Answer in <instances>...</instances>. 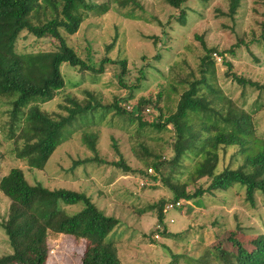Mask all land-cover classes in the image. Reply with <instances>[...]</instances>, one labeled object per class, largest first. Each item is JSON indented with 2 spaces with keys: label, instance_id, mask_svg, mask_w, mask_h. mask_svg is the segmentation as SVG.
I'll return each instance as SVG.
<instances>
[{
  "label": "rangeland",
  "instance_id": "rangeland-1",
  "mask_svg": "<svg viewBox=\"0 0 264 264\" xmlns=\"http://www.w3.org/2000/svg\"><path fill=\"white\" fill-rule=\"evenodd\" d=\"M84 2L86 9L80 5L83 13L76 32L63 34L68 46L97 68L105 58L116 64L106 63L103 72L97 74L63 63L60 70L64 87L41 108L56 116L67 98L80 104L98 103L100 107L94 117L66 129L47 163L37 169L16 155V148L22 147L16 143V128L25 110L13 105L17 96L0 95V178L18 168L32 186L84 193L107 216L119 221L106 241L114 242L120 264H224L227 255L237 251L232 240L252 249L253 240L264 233V200L257 193L252 206L239 185L188 203L180 201L181 207L175 210L165 213L163 209V223L157 222L159 203L164 201L165 208L172 200L161 182L171 173L165 162L173 158L172 128L168 126L160 134L140 128L137 122H130L129 115L118 116L113 106L131 112L139 99H150L158 109L144 106L140 120L148 124L163 122L187 89L184 82L200 78L198 66L205 44L215 50L214 76L209 79L226 98L252 116L250 150L240 153L238 147H230L218 151L217 173L226 167L239 168L245 156L259 151L264 143L263 0H239L234 15L229 11L231 0H186L180 6L178 0ZM15 49L35 72L31 73L32 80L41 84L47 66L42 58H31L43 53L48 61L53 43L22 32ZM230 75L254 85L238 84ZM85 134L97 137L96 162H85L94 156L83 141ZM154 155L165 163L161 173L153 168L148 171L143 162L150 163ZM119 161L132 171L111 165ZM194 165L193 159L186 158L173 175L186 182L190 192L200 187L205 190L210 180H193ZM8 205L9 200L0 193V257L11 253L1 228ZM60 205L69 214L83 208L81 203ZM48 247L46 264H81L86 242L69 235H50Z\"/></svg>",
  "mask_w": 264,
  "mask_h": 264
},
{
  "label": "trees",
  "instance_id": "trees-1",
  "mask_svg": "<svg viewBox=\"0 0 264 264\" xmlns=\"http://www.w3.org/2000/svg\"><path fill=\"white\" fill-rule=\"evenodd\" d=\"M184 2L186 0H178V6ZM81 4L86 9L84 0H0V95L17 96L13 105L25 110L22 111L24 118L16 128V143L22 144V147L16 148V155L30 167L42 169L60 144L63 132L80 122H86L89 117H94L100 107L98 103L87 101L80 104L74 98H67L66 103L59 106L61 111L56 116L42 110L41 105L51 101L64 87L61 65L68 63L80 71L100 74L106 63H115L105 58L97 68L90 60H82L68 46L63 34L73 35L76 32L81 22V12L83 13ZM48 6L52 7L51 11L47 10ZM238 6L239 0H231V15L236 13ZM40 12L42 17H39ZM22 32L30 34L35 40L48 39L53 43L54 51L48 53V61L43 53L31 58V61L42 58L41 62L47 66L41 84L32 80L31 73L35 72H31L30 64L23 63L16 54V43ZM262 38L264 39V31ZM202 46L205 54L198 66L200 78L184 82L187 89L181 93L175 111L166 116L163 122L148 124L140 120L144 106L158 109V105L150 99H139L131 112L117 105L113 108L118 116L129 115L130 122H137L140 128H149L158 134L171 126L173 158L165 162L169 164L171 173L161 179L172 196L169 203H188L200 199L204 194L224 192L239 185L244 188L246 202L253 206L257 193L264 200V143L259 151L245 156L239 168L226 167L216 172L218 151L221 148L238 147L240 153L247 152L250 150L254 128L251 114L226 98L216 88L214 81L209 79L214 76L212 54L215 50L205 44ZM226 65L230 68L229 64ZM230 76L238 84L254 85L235 75ZM204 88L207 93L201 92ZM160 97L159 95L157 102ZM88 113L91 114L88 116ZM10 131H13L12 126ZM83 141L94 154L93 158L85 162L98 161L97 137L85 134ZM186 158L195 161L193 180H210L205 190L200 187L190 192L187 190V183H181L173 175ZM143 160L147 169L153 168L157 173L162 172L165 163L160 156L154 155L150 163ZM111 165L124 172L132 171L121 161ZM144 174L147 175L146 171ZM0 193L9 200L6 219L1 228L11 249V253L0 257V264H46L49 253L48 238L58 234L86 242L80 258L81 264H120L114 242L106 241L119 225V221L107 216L84 193L70 190L51 191L39 184L32 186L18 168L11 169L0 178ZM79 203L83 208L74 214L67 213L60 205ZM164 204L161 201L158 205L159 224L163 223ZM157 233L165 234L162 231ZM232 241L237 251L227 255L222 260L224 264H264V233L256 236L252 249Z\"/></svg>",
  "mask_w": 264,
  "mask_h": 264
},
{
  "label": "built area",
  "instance_id": "built-area-1",
  "mask_svg": "<svg viewBox=\"0 0 264 264\" xmlns=\"http://www.w3.org/2000/svg\"><path fill=\"white\" fill-rule=\"evenodd\" d=\"M148 171H152V169H149ZM178 207H181V202H177L175 204L169 203L165 206L164 212L166 213L167 211L175 210ZM157 229H159V225L157 226ZM155 237L158 238L157 234L155 235Z\"/></svg>",
  "mask_w": 264,
  "mask_h": 264
}]
</instances>
